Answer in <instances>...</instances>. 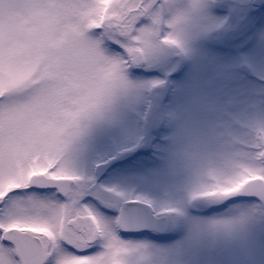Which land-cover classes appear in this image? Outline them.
<instances>
[{
	"label": "rangeland",
	"instance_id": "rangeland-1",
	"mask_svg": "<svg viewBox=\"0 0 264 264\" xmlns=\"http://www.w3.org/2000/svg\"><path fill=\"white\" fill-rule=\"evenodd\" d=\"M253 1L196 0L184 52L154 51L131 72L137 82L163 83L97 125L70 161L93 184L97 165L145 147L104 181L120 186L122 199L149 197L156 217L168 219L165 236L127 240L115 230L141 249L140 264H264V216L243 215L258 199H191L202 189L200 161L226 152L246 122L264 118V12ZM109 201L101 222L112 228L119 200Z\"/></svg>",
	"mask_w": 264,
	"mask_h": 264
},
{
	"label": "clouds",
	"instance_id": "clouds-1",
	"mask_svg": "<svg viewBox=\"0 0 264 264\" xmlns=\"http://www.w3.org/2000/svg\"><path fill=\"white\" fill-rule=\"evenodd\" d=\"M198 7L196 0H0V143L25 157L27 182L55 169L59 182L85 185L72 157L97 125L153 88L132 79L135 67L154 51L184 52ZM114 40L123 53L110 50ZM244 129L226 152L200 161L202 189L192 200L230 198L264 183V118ZM13 190L0 192V201ZM45 215L59 221L58 238L74 236L73 218L87 222L102 247L97 264H140L138 246L113 239L121 224L109 228L72 202ZM243 215L264 216V203Z\"/></svg>",
	"mask_w": 264,
	"mask_h": 264
},
{
	"label": "snow or ice",
	"instance_id": "snow-or-ice-1",
	"mask_svg": "<svg viewBox=\"0 0 264 264\" xmlns=\"http://www.w3.org/2000/svg\"><path fill=\"white\" fill-rule=\"evenodd\" d=\"M215 2L216 0H210V5ZM140 23L143 24L145 21L141 19ZM112 44H118V42L114 40ZM162 83L158 81L150 84L155 88ZM26 163L25 157L20 152L0 143V192L9 186L14 188L0 201V264H97V257L100 253L92 256H77L68 253L63 247L64 244H68L77 251H84L97 243L101 245L97 239L92 237L87 222L73 218L70 227L74 231V236L65 233L62 234V238H58L59 221L52 222L45 213L51 212L54 205L61 201L55 199L54 196L40 197L29 194L18 198L14 195L34 186H53L64 195L63 202L80 204L84 195L91 194V181L86 182L85 178L80 176V181L87 183L89 190L85 191L83 187L74 190L69 183L58 181L60 173L54 169L47 177L27 182ZM21 176L25 177L26 182L23 184L20 183L19 177ZM251 188L257 189L258 199L264 203V183ZM105 191L112 190L105 189ZM118 195L124 197L123 193H118ZM82 207L88 216L101 222L91 209L87 206ZM121 222L120 218L114 221L116 224H121V228L125 227ZM21 226L28 230H19ZM113 239L120 240L115 234Z\"/></svg>",
	"mask_w": 264,
	"mask_h": 264
},
{
	"label": "flooded vegetation",
	"instance_id": "flooded-vegetation-1",
	"mask_svg": "<svg viewBox=\"0 0 264 264\" xmlns=\"http://www.w3.org/2000/svg\"><path fill=\"white\" fill-rule=\"evenodd\" d=\"M255 1L254 0L252 2V6H254L255 8L257 9H261V12H264V3L261 4V5H258L256 6L255 5ZM142 148L139 147V148H136L135 150H132V151H128V152H135L134 156L131 157L130 159H128L127 161H124V162H121L115 166H113L111 169H109V171L107 172L106 176L101 180V181H97L96 180V175H95V180L96 182L91 184V194H87V195H84V197L80 200V204L82 206H87L89 209L92 210V212L97 216V218L101 221L102 218H104V216L106 215H110L109 212H111V209L109 207V203L112 198H115V199H118L119 200V203L117 205V212H116V218H119V212H120V208H121V205L125 202H139V203H142V204H145V205H148L150 207L153 208V206L151 205V200L149 197H145V198H138V199H133V198H127V199H122V197L120 195H118V193H122V190L120 189L121 187L118 186V185H115V184H108V183H105V179H107V177L110 175L111 171L113 169H115L116 167L120 166V165H123L127 162H130V161H135L136 159H138L142 154L144 155L145 154V147L143 146V150L140 151V149ZM140 151V152H138ZM126 152V153H128ZM152 155L153 154V151L152 149L150 150L149 149V152H148V155ZM112 160V159H111ZM108 162V161H107ZM105 162V163H107ZM84 190L85 191H88V185H84L83 186ZM105 189H111L112 191H105ZM29 194H35L37 196H40V197H55V199L63 202L65 200V197L63 194H61L60 192L57 191V189L53 186H42V187H37V186H34L32 188H29L27 190H22V191H19L17 193H15L14 195L18 198H22L26 195H29ZM154 210V208H153ZM154 215L156 216L155 214V210H154ZM118 234L121 236V237H124L126 238L127 240H132V239H135L137 238L138 236L140 235H143L144 233H154L156 234L155 232H143V233H140V234H137V235H124L120 228H118ZM166 234V233H165ZM165 234H158V235H161V236H165ZM63 247L67 250L68 253H71V254H74V255H77V256H92V255H95V254H98L102 251V247L99 243L91 246V247H88L86 248L84 251H77L74 247H71L69 246L68 244H64Z\"/></svg>",
	"mask_w": 264,
	"mask_h": 264
},
{
	"label": "water",
	"instance_id": "water-1",
	"mask_svg": "<svg viewBox=\"0 0 264 264\" xmlns=\"http://www.w3.org/2000/svg\"><path fill=\"white\" fill-rule=\"evenodd\" d=\"M264 0H256L255 5H261ZM143 148L140 149L142 151ZM138 151V152H140ZM135 152L126 153L122 156L113 159L112 161L99 165L95 169L96 180L101 181L113 166L127 161L133 157ZM243 199L256 198L257 189L249 188L247 191L240 194ZM259 200V199H258ZM260 201V200H259ZM119 218L122 220L125 227L120 228L124 235H137L143 232H157L160 234H165L168 230V219L167 218H157L154 215V210L152 207L139 203V202H125L121 205Z\"/></svg>",
	"mask_w": 264,
	"mask_h": 264
}]
</instances>
